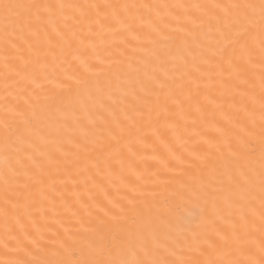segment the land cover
I'll list each match as a JSON object with an SVG mask.
<instances>
[{"label": "snow or ice", "instance_id": "snow-or-ice-1", "mask_svg": "<svg viewBox=\"0 0 264 264\" xmlns=\"http://www.w3.org/2000/svg\"><path fill=\"white\" fill-rule=\"evenodd\" d=\"M0 221V264H264V0H0Z\"/></svg>", "mask_w": 264, "mask_h": 264}, {"label": "bare ground", "instance_id": "bare-ground-1", "mask_svg": "<svg viewBox=\"0 0 264 264\" xmlns=\"http://www.w3.org/2000/svg\"><path fill=\"white\" fill-rule=\"evenodd\" d=\"M67 2H73V0H67ZM79 2H86V0H79ZM95 2L103 3L104 0H95ZM119 2H123V0H119ZM130 2V0H129ZM137 2H160V0H137ZM169 2H173V0H169ZM190 2H216V0H190ZM223 2H232V0H223ZM97 48L94 50L92 48H87L86 50L82 49L80 54V59L73 62L71 65L65 64L64 69H66L68 75H74V76H81L83 74H86V68L89 65H97L98 66V57L103 58L107 56L106 51L99 47V41H97ZM95 69H93L94 71ZM91 75V74H89ZM91 79L95 82L96 80L99 81V85L101 87L105 86V80L106 77L100 76V77H94L92 76ZM57 84H63L64 89L62 91V94L65 98V103H70L75 105L77 108L80 107L81 103L87 100L86 95L78 96L76 93V89L73 87L70 91L67 90V86L70 84H74V81L67 80L64 78L63 74L60 75V78L56 80L53 84H46V88L49 90L55 89L56 91H61L60 88H58ZM89 107H91V103L89 102ZM170 133H165V136H170ZM154 138H150L148 141L149 145H152ZM194 140L196 138H193ZM139 148V146H137ZM148 153L151 154V148L149 147L147 149ZM140 154L143 155L144 151L140 150ZM148 164L151 165L152 169H155V163L151 160L148 161ZM2 223V221H0Z\"/></svg>", "mask_w": 264, "mask_h": 264}]
</instances>
